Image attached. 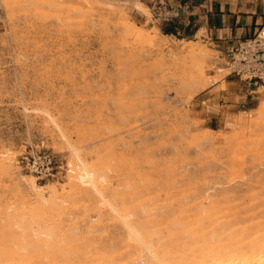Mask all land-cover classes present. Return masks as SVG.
<instances>
[{"label": "rangeland", "instance_id": "1", "mask_svg": "<svg viewBox=\"0 0 264 264\" xmlns=\"http://www.w3.org/2000/svg\"><path fill=\"white\" fill-rule=\"evenodd\" d=\"M176 2L0 0V264H142L143 243L217 224L264 236V82L227 83L203 31L163 33ZM32 148L61 173L21 166ZM81 163L94 183L73 184Z\"/></svg>", "mask_w": 264, "mask_h": 264}, {"label": "bare ground", "instance_id": "2", "mask_svg": "<svg viewBox=\"0 0 264 264\" xmlns=\"http://www.w3.org/2000/svg\"><path fill=\"white\" fill-rule=\"evenodd\" d=\"M85 1H88V0H85ZM79 168L81 169L74 177L73 184L90 185L91 183H94L95 181L94 174H92L83 163H81ZM99 180L100 182L102 181L105 182L104 177H101ZM35 187H37L36 184H35ZM10 222H12V220ZM216 227L219 229L220 232L216 231L217 229L214 231L213 230L214 228L213 229L211 228L212 230L208 232L207 231L205 232L204 230H202L199 234L195 232L196 230L194 232L190 230L189 232L186 233L187 240L183 243V246H180L181 244H175V245H171L168 247L161 245L160 249H158L154 247V245H156L155 243L152 246H147L145 245V243H143L144 249H142L139 253V255L143 256L142 264H264V236L263 235L258 234V233L252 234V232L249 231L248 229L249 227H244L238 230H228L230 232H227L226 228H223V225L217 224ZM14 229L11 231H14ZM192 230H193V227H192ZM138 239L140 240L139 237ZM140 241L142 242V240ZM9 249H11V252H10L11 255L17 254L15 253L12 247L11 248L9 247ZM8 251L9 250H7V252ZM11 255L9 256V254H7V257H11ZM13 258L15 257L12 255L11 260L15 261L16 258L15 260H13ZM11 260L9 262H11ZM18 260H19V263H22L21 259H18ZM109 261L110 260H106L105 263L107 262L106 264H110ZM9 262L7 263L9 264Z\"/></svg>", "mask_w": 264, "mask_h": 264}, {"label": "crops", "instance_id": "3", "mask_svg": "<svg viewBox=\"0 0 264 264\" xmlns=\"http://www.w3.org/2000/svg\"><path fill=\"white\" fill-rule=\"evenodd\" d=\"M263 23L264 0H177L173 17L165 26L177 34L193 31L197 36L203 31V40L210 44L214 51L225 56L229 47L252 37ZM235 81L242 80H226L230 84ZM212 90L206 94L210 96ZM222 96L218 94L212 97V100L218 98L219 110L225 107ZM231 105L233 104L228 106Z\"/></svg>", "mask_w": 264, "mask_h": 264}, {"label": "built area", "instance_id": "4", "mask_svg": "<svg viewBox=\"0 0 264 264\" xmlns=\"http://www.w3.org/2000/svg\"><path fill=\"white\" fill-rule=\"evenodd\" d=\"M224 57L228 75H236L249 85L264 82V23L252 37L229 47ZM19 162L41 179L55 177L64 168L58 153L38 151L34 148L22 154Z\"/></svg>", "mask_w": 264, "mask_h": 264}, {"label": "trees", "instance_id": "5", "mask_svg": "<svg viewBox=\"0 0 264 264\" xmlns=\"http://www.w3.org/2000/svg\"><path fill=\"white\" fill-rule=\"evenodd\" d=\"M161 30H162L164 33H174V34H177V32L174 31L173 29L161 28Z\"/></svg>", "mask_w": 264, "mask_h": 264}]
</instances>
